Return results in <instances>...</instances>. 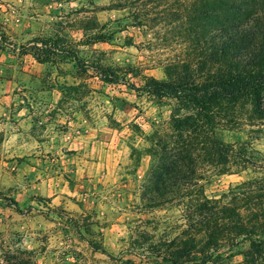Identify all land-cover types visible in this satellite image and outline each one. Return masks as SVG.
<instances>
[{
  "label": "rangeland",
  "instance_id": "rangeland-1",
  "mask_svg": "<svg viewBox=\"0 0 264 264\" xmlns=\"http://www.w3.org/2000/svg\"><path fill=\"white\" fill-rule=\"evenodd\" d=\"M85 8V0H0V264H169L161 257H176L170 251L181 240L201 245L209 233L183 216L189 196L176 191L172 201L152 202L148 149L153 135L169 132L176 103L102 83L96 70L53 51L48 62L41 55L74 45L81 63L110 66L140 86L145 77L166 79L163 67L181 56L180 47L162 42V33L126 27L124 12ZM91 17L114 37L77 47ZM219 136L236 144L250 133ZM252 146L264 156V136ZM254 177L253 169L207 173L201 191L233 201L232 192ZM261 201L240 199L239 217ZM218 230L223 240L208 264L241 263L249 242L238 236L231 244L226 223Z\"/></svg>",
  "mask_w": 264,
  "mask_h": 264
},
{
  "label": "trees",
  "instance_id": "trees-1",
  "mask_svg": "<svg viewBox=\"0 0 264 264\" xmlns=\"http://www.w3.org/2000/svg\"><path fill=\"white\" fill-rule=\"evenodd\" d=\"M85 1L88 14L124 12L126 27L156 37L162 33V42L175 41L180 47L181 56L163 67L166 79L145 77L140 86L110 66L81 63L74 45H54L41 54L48 62L53 51L82 65V71L96 70L102 83L123 84L137 95L176 103L169 132L153 135L148 149L154 156L151 172L157 194L152 202L157 196L172 201L177 192L179 199L189 196L183 216L209 233L201 245L191 238L181 240V246L170 251L176 257L161 260L181 264L178 260L197 254L193 264L212 262L213 249L223 240L218 227L226 223L231 244L238 236L249 242L238 264H264V202L247 207L245 219L237 213L240 199L264 198V156L252 146L264 136V0ZM88 21L85 39L77 47L113 39L106 25L99 26L92 17ZM125 45L133 46L132 36L125 37ZM240 128L250 133L242 143H227L219 136L220 131ZM248 169L255 177L232 192L233 201L203 195L200 183L207 173L230 175Z\"/></svg>",
  "mask_w": 264,
  "mask_h": 264
}]
</instances>
